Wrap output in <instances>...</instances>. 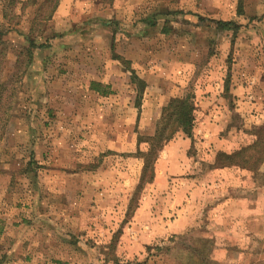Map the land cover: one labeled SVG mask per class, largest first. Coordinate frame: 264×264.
Masks as SVG:
<instances>
[{"label":"rangeland","instance_id":"1","mask_svg":"<svg viewBox=\"0 0 264 264\" xmlns=\"http://www.w3.org/2000/svg\"><path fill=\"white\" fill-rule=\"evenodd\" d=\"M0 35V264H264V157L216 161L264 129V0H0Z\"/></svg>","mask_w":264,"mask_h":264},{"label":"trees","instance_id":"2","mask_svg":"<svg viewBox=\"0 0 264 264\" xmlns=\"http://www.w3.org/2000/svg\"><path fill=\"white\" fill-rule=\"evenodd\" d=\"M57 3H55L52 12L55 11ZM50 18V17H47ZM221 28H231V23L225 21L216 22ZM30 47L28 49V60L25 66L28 67L33 61V47H35V40H30ZM2 44V35H0V46ZM5 48H0V141L3 138L5 129L12 118V104L15 98L14 85L19 82L22 83L23 73L14 74L7 78L4 76L2 62L5 58ZM19 63V61H18ZM23 74V75H22ZM195 104L193 97L189 95L183 98H176L172 100L167 107H165L161 119L159 120L156 128L155 135L148 139V149L145 155V169H150L151 176L149 180L154 178V164L157 160L156 154L168 142L172 141L178 133H183L191 137L194 129L195 120ZM262 133V134H261ZM264 143V129L260 135L256 137L254 143L248 147L242 148L232 153H218L217 164L219 167H227L232 165H239L241 161L247 162L248 160L259 161L263 160L264 153L261 147ZM258 161V162H259ZM145 169L141 181L145 179Z\"/></svg>","mask_w":264,"mask_h":264}]
</instances>
